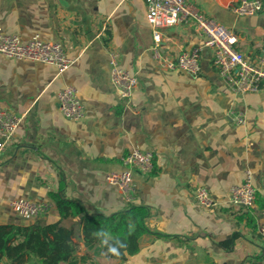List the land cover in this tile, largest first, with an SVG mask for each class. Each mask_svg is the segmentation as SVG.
Returning a JSON list of instances; mask_svg holds the SVG:
<instances>
[{
  "label": "crops",
  "instance_id": "obj_1",
  "mask_svg": "<svg viewBox=\"0 0 264 264\" xmlns=\"http://www.w3.org/2000/svg\"><path fill=\"white\" fill-rule=\"evenodd\" d=\"M240 1L190 0L199 13L237 36L240 52L259 61L264 58V8L238 16L232 9ZM0 28L23 41L38 35L60 42L75 60L58 76L52 65L0 55V107L23 117L0 157V224L59 221L74 231L77 256L92 255L84 244L81 216L61 219L51 193L63 186L66 197L89 214L125 210L128 205L105 175L124 170V157L138 149L154 155L153 173L134 174L132 203L149 210V232L138 252L125 260L99 257L84 264L264 263L259 234L264 226V85L259 92L233 93L220 80L208 47L200 53L197 76L158 67L143 0H0ZM202 44L194 26L176 25L164 29L160 50L174 59ZM110 51L138 76L129 101L112 87ZM66 85L76 87L85 106L80 121H69L58 108V93ZM237 114L246 126L236 123ZM248 171L255 203L232 206L228 191L242 185ZM200 186L209 189L215 207L196 203ZM20 198L51 208L38 218H23L10 207ZM248 214L254 227L240 219ZM116 242L127 247L124 239Z\"/></svg>",
  "mask_w": 264,
  "mask_h": 264
},
{
  "label": "built area",
  "instance_id": "obj_2",
  "mask_svg": "<svg viewBox=\"0 0 264 264\" xmlns=\"http://www.w3.org/2000/svg\"><path fill=\"white\" fill-rule=\"evenodd\" d=\"M146 6L147 20L152 30L154 45L152 59L155 64L171 71H184L197 76L201 70L200 53L203 47L213 50V66L220 80L235 94L259 92L264 85V58L252 61L236 48L237 36L214 19L204 16L191 4L190 0H143ZM264 8L262 0H241L232 11L238 16H253ZM176 25H192L203 38L202 46L189 52H182L176 58H166L160 44L164 29ZM0 55L16 61L40 62L52 65L57 75L64 74L75 63L67 56L66 49L60 42H46L35 35L29 41H23L18 35L5 34L0 28ZM110 81L116 95L129 101L139 84L138 76L123 68L120 55L116 51L108 53ZM58 108L69 121H80L85 116V106L73 85H66L58 93ZM234 119L238 125L246 126L243 115L237 114ZM23 117L12 114L0 107V157L12 142L22 123ZM125 169L112 171L105 175V181L118 189L126 205L134 202L136 183L134 174L150 175L154 171V155L149 151L133 149L123 159ZM196 203L211 209L218 203L204 186L197 187ZM256 200V189L252 183L251 172L246 173L242 185L233 186L228 191V202L232 206L249 208ZM11 210L23 218H38L47 214L49 203H37L28 199H15L10 203ZM259 234L264 240V226ZM264 264V263H263Z\"/></svg>",
  "mask_w": 264,
  "mask_h": 264
},
{
  "label": "trees",
  "instance_id": "obj_3",
  "mask_svg": "<svg viewBox=\"0 0 264 264\" xmlns=\"http://www.w3.org/2000/svg\"><path fill=\"white\" fill-rule=\"evenodd\" d=\"M51 199L61 219L81 216L84 244L92 255L77 256L78 246L73 241L74 231L64 228L60 222L34 223L30 225L0 224V264H84L94 258L107 257L125 260L139 250V241L149 232L146 220L149 210L130 204L125 210L112 214H89L76 200L66 197L64 187L51 193ZM246 218L254 227L251 215ZM124 238L127 248L114 242Z\"/></svg>",
  "mask_w": 264,
  "mask_h": 264
},
{
  "label": "water",
  "instance_id": "obj_4",
  "mask_svg": "<svg viewBox=\"0 0 264 264\" xmlns=\"http://www.w3.org/2000/svg\"><path fill=\"white\" fill-rule=\"evenodd\" d=\"M239 206H240V207H243L242 205H239ZM117 239H124V238H115V239H114V242H115V243H117V242H116ZM124 240H125V239H124ZM125 242H126V241H125ZM126 243H127V242H126ZM117 244H118V243H117ZM118 245H119V244H118ZM120 246H121L122 249H126V248H127L126 246H123V245H120Z\"/></svg>",
  "mask_w": 264,
  "mask_h": 264
}]
</instances>
